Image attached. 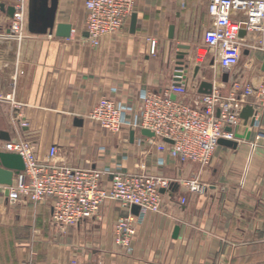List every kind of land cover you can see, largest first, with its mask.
Returning <instances> with one entry per match:
<instances>
[{"label": "crops", "instance_id": "crops-1", "mask_svg": "<svg viewBox=\"0 0 264 264\" xmlns=\"http://www.w3.org/2000/svg\"><path fill=\"white\" fill-rule=\"evenodd\" d=\"M207 3L136 0L134 31L130 16L119 32L94 47L85 31L84 0H58L55 22L71 25L69 38L30 34L26 19L19 42L7 36L12 4L0 0V153L6 152L5 143L29 140L41 161L55 146L59 165L119 167L170 181L160 191L159 213L135 215L132 207L106 201L98 217L65 228L52 223L51 200L11 203L0 187V264H63L72 258L87 264H264V101L255 108L254 126L242 121L235 130L242 136L234 140L237 148L218 145L204 168L159 151L157 145L166 142L140 130L109 134L88 118L101 100L136 108L140 93L161 94L176 84L179 52L188 53V72L181 82L186 94L178 100L195 103L201 82L211 83L222 96L264 82L262 52L244 51L246 62L228 70L226 82L217 56L197 61L196 50L212 27ZM181 45L188 51L178 49ZM191 179L204 184L202 193L183 186ZM110 180L104 177L102 186L109 189ZM128 214L138 223L126 250L116 243L115 223Z\"/></svg>", "mask_w": 264, "mask_h": 264}, {"label": "built area", "instance_id": "built-area-1", "mask_svg": "<svg viewBox=\"0 0 264 264\" xmlns=\"http://www.w3.org/2000/svg\"><path fill=\"white\" fill-rule=\"evenodd\" d=\"M27 1L10 0L14 13L7 36L18 42L25 37ZM135 3L136 0H84L89 44L98 46L100 38L119 32L132 15ZM207 12L212 27L204 33L203 44L196 50L197 61L215 55L220 68L231 70L239 65L244 51L264 53V0H208ZM241 31H244L243 37H240ZM154 45V40H150L151 53ZM183 78L177 74L178 82L161 94L140 93L136 108L110 99L101 100L92 107L88 118L109 134H119L122 130H149L155 135L154 141H170L159 143V151L166 149L171 158L181 163L207 167L220 139L235 140V130L242 122L239 117L242 109L251 106L255 111L262 104L264 82L246 86L240 93L233 90L228 96L212 90L210 94L199 95L196 102L190 104L175 98L186 94V87L181 83ZM3 150L19 155L25 166L12 185L4 187L8 190V201L38 203L51 200L52 223L61 228L98 217L106 201L118 202L123 207L137 206L140 213H159L160 191L170 187V181L164 177L125 173L119 167L96 170L59 165L54 161L55 146L49 149L47 160L41 161L29 140L5 143ZM107 176L111 179L109 189L102 186L103 178ZM183 186L191 193H202L205 189L197 179L186 180ZM137 223L138 218L132 214L116 221L119 246L130 249ZM63 264L87 263L72 258Z\"/></svg>", "mask_w": 264, "mask_h": 264}, {"label": "water", "instance_id": "water-1", "mask_svg": "<svg viewBox=\"0 0 264 264\" xmlns=\"http://www.w3.org/2000/svg\"><path fill=\"white\" fill-rule=\"evenodd\" d=\"M58 9V0H28V10H27V31L34 35H52L57 38L67 39L70 37L72 27L69 24H56V12ZM8 13L10 18H12L14 9L9 7ZM130 30L133 32L136 24V15H131ZM244 36V31L240 32V37ZM173 38V28L169 29V39ZM178 49L188 51V46H178ZM188 55L187 52H179L176 56V73L178 75H186L188 63L185 64L184 59ZM199 67H195L194 75L198 73ZM262 71H264V61L262 65ZM185 77V76H184ZM228 70L223 69V81H227ZM213 89V85L209 82H201L199 84L198 93L199 94H210ZM174 98V97H173ZM243 124L246 126L248 123L250 127L255 124V111L251 106H245L239 115ZM249 119L250 122H249ZM230 131V129H226ZM140 133L144 137L154 138L153 132L146 129H141ZM134 133L131 132V139ZM236 139H242V136L235 134ZM250 132H247L244 137L245 140H249ZM166 143L170 141L164 139ZM218 145H222L228 148L236 149L237 143L235 141L220 139ZM25 170L24 162L22 158L13 153H0V187H10L13 183V178L17 176L20 172ZM162 191V190H161ZM5 197L8 196V190L3 191ZM132 211L136 215L138 214L139 208L137 206H132ZM177 229H175V234Z\"/></svg>", "mask_w": 264, "mask_h": 264}, {"label": "rangeland", "instance_id": "rangeland-1", "mask_svg": "<svg viewBox=\"0 0 264 264\" xmlns=\"http://www.w3.org/2000/svg\"><path fill=\"white\" fill-rule=\"evenodd\" d=\"M198 62H201V61L198 60ZM245 62H246V59L245 58H241V63H240L241 65H240V67H242V65H244Z\"/></svg>", "mask_w": 264, "mask_h": 264}, {"label": "clouds", "instance_id": "clouds-1", "mask_svg": "<svg viewBox=\"0 0 264 264\" xmlns=\"http://www.w3.org/2000/svg\"><path fill=\"white\" fill-rule=\"evenodd\" d=\"M248 159H249V161H251V156H249V158H248Z\"/></svg>", "mask_w": 264, "mask_h": 264}]
</instances>
